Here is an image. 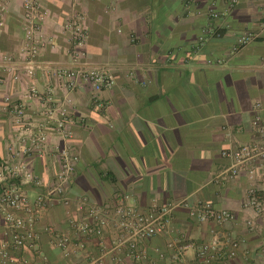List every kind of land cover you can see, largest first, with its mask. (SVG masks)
<instances>
[{
	"label": "crops",
	"instance_id": "obj_1",
	"mask_svg": "<svg viewBox=\"0 0 264 264\" xmlns=\"http://www.w3.org/2000/svg\"><path fill=\"white\" fill-rule=\"evenodd\" d=\"M5 2L8 10L0 28V159L8 157L14 134L11 103L26 100L29 113L39 118L38 103L28 100L22 84L14 80L22 73L16 68L23 63V0ZM43 3L51 10L44 33L54 45L40 54L41 65L101 67L114 79L111 88L98 93L102 106L93 102L86 84L70 93L69 123L79 157L68 194L87 195L97 204L123 201L142 211L188 199L237 216L236 222L226 224L200 222L188 215L187 208H177L169 230L145 241L147 259L127 257L125 264H195V250L183 254L182 247L224 234L246 242L237 256L219 255L213 264H258L264 257V220L252 229L240 222L253 216L243 208L250 182L244 174L235 179L217 176L230 164L222 151L253 140V105L264 101V0H239L231 9L225 0H82L78 8L88 39L79 60L69 53L63 28L75 12L74 0ZM211 10L219 17L212 18ZM206 28H215L220 35L210 33L200 43ZM247 31L255 38L234 49L239 35ZM51 77L39 69L33 81L43 85ZM57 92L65 94L61 87ZM60 141L61 136L51 133L50 145ZM27 162L45 182L51 181L58 166L50 154ZM24 188L31 200L41 191L29 183ZM76 213L85 217L84 212ZM67 219L65 206L56 201L37 225L41 251L52 264H73L82 258L52 247L45 232L48 225L67 230ZM5 229L0 209V234ZM112 236L113 229L107 228L104 241L108 244ZM89 247L96 249L95 244ZM15 254L17 264L40 261L29 249ZM108 264L116 261L109 259Z\"/></svg>",
	"mask_w": 264,
	"mask_h": 264
},
{
	"label": "built area",
	"instance_id": "obj_2",
	"mask_svg": "<svg viewBox=\"0 0 264 264\" xmlns=\"http://www.w3.org/2000/svg\"><path fill=\"white\" fill-rule=\"evenodd\" d=\"M82 0H74L75 12L68 18L63 28L68 32L69 53L75 60L82 58L88 33L83 25V12L78 8ZM193 3L196 0H186ZM227 8H234L239 0H225ZM8 10L5 0H0V28L4 25ZM24 11V43L21 48L22 65L17 70L22 73L14 75V80L22 84L28 100L39 105V118L28 111L27 101L11 103L13 113L14 134L9 140L8 157L0 159V209L3 212L6 229L0 234V264H17L16 251L29 249L40 261L32 264H52L40 248L41 233L37 225L49 204L61 202L67 211V230H59L48 225L45 232L49 236L52 247L66 251L82 258L73 264H108L109 259L116 264H125V258L135 261L147 259L145 241L167 232L171 226L173 212L177 208H187L188 215L200 222L213 221L219 224L236 222L235 212L217 208L211 203L191 204L188 199L164 204H155L147 211L139 210L123 201L103 204L92 203L87 195L71 197L67 188L74 178L76 162L79 154L75 144V135L70 126V111L73 98L70 96L82 84L92 89V100L102 106L98 93L109 89L114 84L113 76L101 67H57L42 66L39 56L47 46H53V38L44 33L45 23L51 16L50 8L43 0H23ZM212 18L220 13L211 10ZM220 33L214 28H206L199 37L204 43L208 34ZM255 38L251 31L239 35L234 49H238ZM7 60L12 56L7 55ZM43 67V68H42ZM42 69L51 75L43 85L33 81L37 72ZM58 81L56 84L55 79ZM32 81H30V80ZM61 87L65 94L58 96L57 88ZM253 140L238 146L224 149L222 156L230 160L218 178L235 179L246 175L250 186L243 200V208L253 213L240 221L248 228L261 226L264 220V101L257 100L253 105L251 121ZM51 133L61 136L62 141L50 145ZM54 156L57 170L51 181L45 182L28 165L27 160L33 157ZM5 182L7 183L5 185ZM29 183L41 188L34 200H31L24 188ZM84 212L79 218L76 211ZM113 229V236L104 241L106 229ZM264 232V225L261 226ZM244 238H234L224 234L201 244L187 243L182 253L195 250V264H213L217 256L235 257L245 244ZM95 244L91 249L89 244ZM124 254L121 255V254ZM175 259L179 254L173 256ZM152 264H157L152 262ZM258 264H264V257Z\"/></svg>",
	"mask_w": 264,
	"mask_h": 264
}]
</instances>
